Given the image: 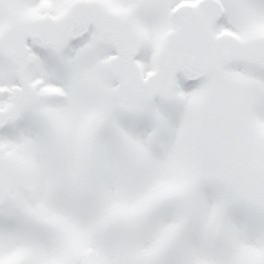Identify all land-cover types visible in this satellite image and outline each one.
Instances as JSON below:
<instances>
[{
  "label": "snow or ice",
  "instance_id": "1",
  "mask_svg": "<svg viewBox=\"0 0 264 264\" xmlns=\"http://www.w3.org/2000/svg\"><path fill=\"white\" fill-rule=\"evenodd\" d=\"M0 264H264V0H0Z\"/></svg>",
  "mask_w": 264,
  "mask_h": 264
}]
</instances>
